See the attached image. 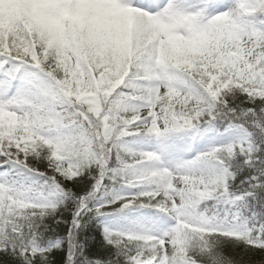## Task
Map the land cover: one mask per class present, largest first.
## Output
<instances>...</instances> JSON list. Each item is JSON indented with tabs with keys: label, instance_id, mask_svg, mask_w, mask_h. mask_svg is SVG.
<instances>
[{
	"label": "snow or ice",
	"instance_id": "obj_1",
	"mask_svg": "<svg viewBox=\"0 0 264 264\" xmlns=\"http://www.w3.org/2000/svg\"><path fill=\"white\" fill-rule=\"evenodd\" d=\"M257 256L264 0H0V264Z\"/></svg>",
	"mask_w": 264,
	"mask_h": 264
},
{
	"label": "trees",
	"instance_id": "obj_2",
	"mask_svg": "<svg viewBox=\"0 0 264 264\" xmlns=\"http://www.w3.org/2000/svg\"><path fill=\"white\" fill-rule=\"evenodd\" d=\"M246 259H248V258H246ZM250 259L253 261V264H259V257L258 256L257 257H252Z\"/></svg>",
	"mask_w": 264,
	"mask_h": 264
}]
</instances>
